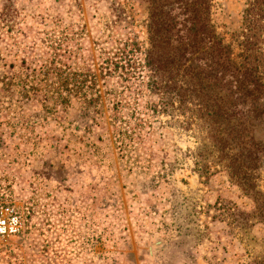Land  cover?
Masks as SVG:
<instances>
[{
	"label": "rangeland",
	"instance_id": "1",
	"mask_svg": "<svg viewBox=\"0 0 264 264\" xmlns=\"http://www.w3.org/2000/svg\"><path fill=\"white\" fill-rule=\"evenodd\" d=\"M243 4L214 0L218 33L228 41ZM148 20L142 0H0L6 53L27 58L36 51L27 47H43L44 31L55 25L56 36L67 35L77 51L81 70L96 75L101 96L98 114L89 116L75 106L46 117L32 103L23 137L6 136L0 145V199H7L0 201V264H264V218L257 217L264 214V167L257 199L221 167L202 176L199 133L151 115L137 74L123 76L111 66L106 75L114 54L136 43L146 48ZM10 38L19 45L10 48ZM142 58L133 57L135 66ZM128 113L152 123L146 132L153 135L124 157L112 143L111 124ZM222 201L252 213L243 230L220 216Z\"/></svg>",
	"mask_w": 264,
	"mask_h": 264
},
{
	"label": "trees",
	"instance_id": "2",
	"mask_svg": "<svg viewBox=\"0 0 264 264\" xmlns=\"http://www.w3.org/2000/svg\"><path fill=\"white\" fill-rule=\"evenodd\" d=\"M142 1L149 11L146 48L136 43L127 54H114L118 60L109 58L107 68L113 66L123 76L124 71L134 78L137 74L135 79L146 83L151 115L177 119L186 130L199 133L196 165L202 176L208 178L212 167H221L235 185L257 199V172L264 167V0H244L241 24L229 41L218 33L214 0ZM55 27L44 31L43 47H27L36 50L27 58L18 50L6 53L0 35L1 146L6 136L23 137L32 103L46 117H58L75 106L82 116L98 114L96 75L81 70L68 36L57 37ZM10 39V48L19 45ZM136 54L143 58L135 66ZM110 69L106 75L112 74ZM118 120L112 118V143L124 157L151 141L146 135L153 133L146 129L152 123L132 113ZM220 211L242 230L252 217L224 201ZM257 217L263 219L264 214Z\"/></svg>",
	"mask_w": 264,
	"mask_h": 264
},
{
	"label": "built area",
	"instance_id": "3",
	"mask_svg": "<svg viewBox=\"0 0 264 264\" xmlns=\"http://www.w3.org/2000/svg\"><path fill=\"white\" fill-rule=\"evenodd\" d=\"M1 225H2V223L0 222V232H1Z\"/></svg>",
	"mask_w": 264,
	"mask_h": 264
},
{
	"label": "water",
	"instance_id": "4",
	"mask_svg": "<svg viewBox=\"0 0 264 264\" xmlns=\"http://www.w3.org/2000/svg\"><path fill=\"white\" fill-rule=\"evenodd\" d=\"M160 244H161L160 242L156 243V245H160Z\"/></svg>",
	"mask_w": 264,
	"mask_h": 264
}]
</instances>
